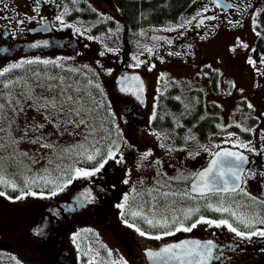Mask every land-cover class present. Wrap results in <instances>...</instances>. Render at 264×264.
<instances>
[{"label":"rangeland","instance_id":"1","mask_svg":"<svg viewBox=\"0 0 264 264\" xmlns=\"http://www.w3.org/2000/svg\"><path fill=\"white\" fill-rule=\"evenodd\" d=\"M203 1L205 0H192L190 6L178 20L163 27L164 30L169 31L181 26L197 12L199 3ZM94 5L107 15L118 16L112 0H97ZM263 5L264 0H250L240 8L238 13L230 15L229 18H223L217 25H205L200 33L184 38L182 44L178 45L175 50L170 49L164 54L158 53L155 58L151 55L147 56L145 53V48L149 44L147 40L142 45V53H139L140 55L137 53L139 55L137 58L135 51L123 50L127 61L136 58L141 65L142 57H146L148 62V64L145 63L137 67L146 76L148 101L141 114L143 124L136 127L125 124L123 116L125 99L115 91L114 81L111 78L115 72V66L129 67L131 64L122 61L121 56L118 58V50L122 49H119L112 37L102 36L99 40L90 35L87 30L84 33L79 28L83 34L81 39L84 47L91 44L90 56L87 58L89 61L82 66L86 67L103 85V90L106 91L119 120L120 133L115 142L118 148L112 147L115 159H108L106 156L107 162L100 171L110 173L111 176V179L105 176L104 183L102 181L106 186V192H109V187L116 190L120 187L119 184H123L115 199L117 201L114 202L116 206L124 203L141 188L140 193H144L142 198L150 195L151 200L149 211L144 212L147 219H166L168 224H171L174 223L175 218L183 222L184 215L189 210L187 209L188 196L184 195L183 190L184 183L198 167L204 164L213 148L226 144L237 145L245 149L243 145H247L248 140L244 138L243 133L232 129L214 132L203 140L191 135L184 140L185 143H177L167 133L155 132L149 126L155 112L158 89L160 87L168 88L175 84L179 88L177 97L180 99L188 96L193 89L202 90L204 112L218 116V127L226 129L231 125H237L240 130L245 132L254 128L250 119L254 117L259 120L264 111V55L254 59L250 58V52L257 37L255 28L257 16ZM107 15L102 20H106ZM149 31L161 30H147L144 40ZM96 45H99L100 49ZM115 47L118 48L114 50L118 52L116 54L112 52V48ZM97 51L100 52L97 53ZM93 53L95 55L97 53L98 60L91 59ZM58 55L59 53H48L45 54V57L54 56L58 57L57 59L62 63L78 64L74 61L75 57L73 56ZM59 61L57 63L60 64ZM108 61H112L110 66H108ZM45 80L46 78L41 72L29 78L23 90L21 104L14 106V109L9 111V137L11 140L1 148L0 152L1 156L3 153H7V156L10 157V159L3 156L1 158L2 164L8 161L2 170L4 176H8L12 172L15 166L14 161L18 162V166L25 170V174L29 177H37L41 171L45 172L43 174H47L50 170L48 167L50 165L49 153L51 149L53 150V145H56L60 150L59 153H54L58 159L66 152V149L71 151L74 146L88 145L96 121H100L94 111V105H91L88 97L75 98L74 91H63V85L52 83V81L47 83ZM68 97H72V101H68ZM191 101L192 99L188 98L187 105ZM53 102L56 105L55 108L51 106ZM45 104L48 106L43 107ZM76 110H79L80 115H76ZM81 118L86 121L85 124L79 123ZM68 121H72V123H68ZM45 144L52 147H43L42 145ZM77 168L92 169L83 166ZM95 177L98 175L95 174ZM88 179L87 177H77L74 183L78 184L88 181ZM25 192H35L37 195H24L21 199H16V197L21 196L22 193L16 196L7 194L0 196V210L5 217L0 221V260H11L18 264H52L55 261V256L49 253V249L42 248L41 245L44 243L37 246L34 244L29 228L32 226L33 221L31 222V220L41 209L39 206H43L46 202H52L57 195L52 196L33 190ZM251 192L256 193L253 189ZM104 203L103 200L102 204ZM233 211L245 217L248 216L246 209L235 208ZM99 223L102 224L94 230L97 232L99 240L107 247L106 256L97 253L89 254L90 260L83 263L78 257L73 239L70 238L73 247L71 252L74 254L75 262L77 264H97L94 261L96 258L98 264H125V262L126 264H140L132 260L133 257L130 253H127L123 245L118 242L120 233L117 227L104 221ZM175 225L180 227V224L175 223ZM77 226L73 229H76ZM159 226L150 225L152 230ZM183 226L188 227L187 225ZM124 227L130 232L132 238L126 236V238H130L128 242H124L125 238H122L124 239L123 244L126 247L134 246V252L140 250L142 246L153 245L154 242L156 244L188 233L199 234L200 231L211 233L219 228H223L225 231L229 230L225 225L216 227L200 223L191 231H176L177 227H175L169 230L173 233L172 235H164V232L156 230L142 236L132 227L128 225ZM48 228L50 229L49 226ZM114 235L117 236L114 237ZM83 243V250H99L98 244L92 238L89 244Z\"/></svg>","mask_w":264,"mask_h":264},{"label":"flooded vegetation","instance_id":"2","mask_svg":"<svg viewBox=\"0 0 264 264\" xmlns=\"http://www.w3.org/2000/svg\"><path fill=\"white\" fill-rule=\"evenodd\" d=\"M74 1L0 0V68L13 60L25 57H42L48 53L77 54L80 58L86 57L89 48L84 47L79 31H77L80 27H76L69 16L70 11L73 10ZM78 1L84 4L86 0ZM230 1L231 7L226 11L213 6L210 0L203 1L199 4V10L195 16L177 29L182 33L183 28L191 24L183 31V34L176 35L169 45L165 39L154 42L148 47V52L156 57L157 52H165L168 48L175 49L182 44L184 38L200 33L205 24L220 23L219 21L223 18L226 19L227 16L238 12L240 7L246 5L250 0ZM211 14L214 17L207 19L203 24H192L197 16ZM61 15L62 19L57 20L56 17ZM127 97L135 105L133 113L139 115L141 108L136 107V101L131 96ZM260 118L261 122L256 126L255 132L251 133L250 138L247 139L246 149H242L248 153L249 161L242 175L241 188L245 193L258 200L261 218H264V111ZM96 175L98 177L91 176L88 181L69 184L52 203L42 206L41 209L38 208L37 215L32 219L31 227L35 232L34 237L41 238L46 233L47 238L41 239L47 240L55 250L56 264H73V261L68 257L70 249L68 235L75 223L83 225L82 223L94 222L93 225L98 228L99 222L103 220L106 212L110 211V208H104L106 202L101 197V193L105 194L106 191V186L102 183L104 175L102 173ZM251 189L256 193L251 192ZM103 200L104 204H102ZM111 212L114 216L115 212L113 210ZM114 222L118 221L114 220ZM111 224L113 223L111 222ZM258 227L264 228V225ZM117 230L121 232L118 241L123 245L125 251L130 253L137 263L149 264L144 258V246L134 252V246L126 247L123 244L132 238L130 232L123 227H118ZM126 236L130 238H126ZM192 236L213 238L216 241L214 255L217 258L211 264H264V237L255 236L245 239L236 236L230 230L225 231L223 228L214 230L211 234L202 231L198 235ZM160 243L162 242L151 247L155 248Z\"/></svg>","mask_w":264,"mask_h":264},{"label":"trees","instance_id":"3","mask_svg":"<svg viewBox=\"0 0 264 264\" xmlns=\"http://www.w3.org/2000/svg\"><path fill=\"white\" fill-rule=\"evenodd\" d=\"M113 2L127 26L126 29H123L125 32L123 38L121 37L122 31L114 34L117 35L118 42L122 47L132 48L135 44L141 42L147 29L157 28L176 21L191 0H113ZM89 11V14H86L93 21L101 19L95 11ZM81 15L83 16L82 13ZM108 26L112 27V25H109V22L101 21V24L96 26L95 30L102 31L108 29ZM256 29L258 36L251 51L253 57L264 54V5L258 14ZM20 65L21 67L15 68L10 66L7 68V71L4 70L0 73V105H3L0 108V152L1 148L6 145L7 136L9 135V122L6 116L9 115V111L14 106L20 105L26 82L38 72L43 73L47 83L52 81V83L61 84L65 81L67 85L64 90L74 91L76 94L75 98L88 97L91 105H94V111L100 121H98L91 142L83 148H74L67 153H63L59 159L55 157L52 160L53 163L51 162L52 164L48 165L50 170H48L47 174H43L45 172L41 171L37 177H29L25 174V170L18 166V162L14 161L15 169L8 176H4L2 175V170L8 161L2 164L1 158L3 156L6 159H10V157L7 156V153H3L2 156L0 155V176L8 182L7 184H0V190L9 196H16L29 190L40 192L55 190L58 188L56 185L66 183L68 176L74 172H69L68 170L75 169L78 165L91 167L96 165L101 160V157L104 158L109 148L112 147L113 141L119 137L120 133L119 127L116 124L115 114L111 109L103 86L88 73L80 69L65 67L55 62L45 64L35 61L31 64L23 63ZM177 92V86H172L159 92L156 116L151 124L154 129L172 134L179 143L193 134L197 138L204 139L211 133L221 131L217 124L218 116L204 113L201 90L194 89L191 91L196 97L188 106H184L182 100L176 97ZM230 129L236 128L230 127ZM96 149L100 150V155L95 160H87L86 155L93 154ZM53 152L54 150L51 149L50 153L52 154ZM44 180L52 181V183L45 184ZM12 184H15L16 187L13 188ZM143 194L138 192L128 200L122 213L124 219L134 222L147 232L156 230L162 232L171 229L174 225L172 223L167 224V226L161 225L157 229L152 230L150 225L145 222V218L147 217L144 215V212L146 210L149 211L151 200L150 195L142 198ZM240 197L243 198V195H240ZM235 201L230 194H223V197L219 194H212L203 200H198L197 198L189 199V205L193 209H199L198 212L192 214L189 220L195 218L200 213L210 217L226 216L227 213L217 212L215 209L206 207V205L213 204L214 206H219L221 202L225 205L234 203ZM134 212H140L142 215L133 216L132 213ZM4 219L0 210V221ZM0 264L18 263L0 260Z\"/></svg>","mask_w":264,"mask_h":264},{"label":"snow or ice","instance_id":"4","mask_svg":"<svg viewBox=\"0 0 264 264\" xmlns=\"http://www.w3.org/2000/svg\"><path fill=\"white\" fill-rule=\"evenodd\" d=\"M65 12H67V9H65ZM63 15V14H62ZM62 15L61 16H57L56 19L57 20H61L62 19ZM212 17H209V19H211ZM22 23V22H20ZM91 38V37H90ZM35 46V45H33ZM101 55H103V53H101ZM35 61H25V63H34ZM45 64L51 63L50 61H42ZM12 67H21L20 64H14L12 65ZM8 69H5V71H7ZM135 79V78H133ZM7 86V85H6ZM128 89H122V91H127ZM63 94V93H62ZM72 97H68L67 100L68 101H72ZM48 105L45 104L43 105V107H47ZM53 108L56 107L55 103L53 102L51 105ZM3 105H0V108H2ZM76 115H80L79 110H76ZM68 123H72V121H68ZM80 124H85L86 121L81 118L79 121ZM40 127H43V125H40ZM36 142V141H34ZM43 147H52L51 145L45 144L42 145ZM113 146L118 148V145L115 144V142H113ZM244 147H247V145H243ZM81 148H83V145L80 146ZM66 152L69 150H65ZM100 155V150L96 149L94 151L93 154H88L86 155V159L89 161L95 160L97 156ZM217 157L223 156V157H232L234 158L235 163L232 164L231 167H229L228 172L230 173V177L226 178L224 176V172L221 171L219 173L220 179L223 181L222 184H219L215 178H213V182L211 187H209L207 181L208 175L210 172H212V168L209 167L208 169H205L204 171L198 172V173H194L192 176V184H191V189L190 192L193 193H199L200 198L204 199L207 198V194L210 191H215V192H228V191H234L236 189V187H238V182L241 180V176H240V170H241V165L243 162H245V157L237 152L234 151H223V152H218L216 153ZM107 158L108 159H115V152L112 150V148H109L108 152H107ZM107 162L106 159H104L103 157H101V162L98 163V166H94L91 170H87V169H83V168H75V169H70L68 170L69 172H73L75 173V175H69L67 178V182L66 184H60V185H56V187L59 188V191H63L64 187L67 186V184H71L72 180L77 178V177H91L94 176L96 173L100 172L101 169L104 167V164ZM213 165L217 164L216 160L212 161ZM44 179V178H41ZM8 182L5 181L3 179L2 176H0V184H7ZM33 183H35V181H33ZM45 184L48 183H52V181L49 180H44ZM232 185L231 189L229 188V185ZM13 188L16 187L15 184L11 185ZM5 195L4 192H0V196ZM24 195H37V193L35 192H22L21 196L16 197V199H21L23 198ZM42 195V194H41ZM50 195L55 196L57 195L56 191H51ZM167 195V194H165ZM184 195H188V193H185ZM193 199H195V197H192ZM117 207L123 208L124 205H117ZM206 207L208 208H212L211 204H207ZM199 209H191V210H187L185 215H184V219L187 220L188 217L190 215H192L194 212H198ZM215 211L217 212H224V213H230V215L232 217H236V219L239 221V223L241 225H243V228L246 229V231L244 230H238V227H234L232 223H229L228 219H221L219 221L216 220H211V219H206L204 216H200L199 219L195 220V222L191 223L190 227H184L183 226V222L180 220H177L174 218V223L176 224H180V227L176 228V231H191L193 228L197 227L198 224L200 223H207L209 225H215L216 227H220L221 225H225L227 226V228L236 234V236L238 237H242L245 239H251L252 237L255 236H259V237H264V228H259V227H255V225L260 224V225H264V218H260V217H256V216H251V217H245L241 214H238L236 211H233L231 208L229 207H224L223 203L221 202V204L219 206H217L215 208ZM133 216H140L142 215V213L140 212H134L132 213ZM145 222L153 227L159 226V225H164L167 226L168 221L165 220H156V219H147L145 218ZM140 235H145V232L141 231L139 228L136 229ZM42 231V230H41ZM173 233L171 231H165L164 235H172ZM79 235V233L75 234L73 237V242L75 243L76 237ZM157 239H159V237H156ZM192 246L189 247L188 246V242H182L181 244H177V245H171L167 248H165L163 251L164 252H169V253H173V249L176 248H182L184 251L182 252L181 255L186 256V257H190L191 259L189 260V264H203L204 261H210L214 258L213 255V243L211 241L205 242L203 244H201L199 241H193L191 242ZM148 255H159L158 253H151L149 252ZM173 255L175 256L176 254L173 253ZM179 258V257H177ZM199 258V259H197ZM126 264V262H125Z\"/></svg>","mask_w":264,"mask_h":264},{"label":"water","instance_id":"5","mask_svg":"<svg viewBox=\"0 0 264 264\" xmlns=\"http://www.w3.org/2000/svg\"><path fill=\"white\" fill-rule=\"evenodd\" d=\"M215 4L223 7L224 9L229 7V3H225L223 0H212ZM205 18H198L196 20V22H203ZM159 36L158 34L152 33L149 35V38H155ZM135 78V79H133ZM116 89L119 92L122 93H130L132 94L134 97H136L140 103L143 105L144 104V99H145V89H144V83L142 78L140 77L139 73L135 72V73H124V74H119L116 77ZM122 89H128L127 91H122ZM223 151H234L237 152L241 155H243L246 159L245 162L242 163L241 165V170H240V176L242 178V173L244 171V167L248 161V155L241 151L238 148H234V147H229V146H220L218 147L213 154L211 155V157L208 159L207 163L205 166H203L202 168L198 169L196 173L204 171L205 169H208L209 167L212 168V172L209 173L208 178H207V183L209 185V187H211L212 182H213V178H215V180L219 183L222 184L223 181L220 179L219 173L221 171L224 172V176L226 178L231 179L230 177V173L228 172L229 167L232 166L233 163H235L234 158H230L227 159L228 157H217L216 153L218 152H223ZM216 160L217 164L213 165L212 161ZM191 184H192V179L189 182L188 185V191L190 192L191 189ZM241 184V180L238 182V187ZM232 185H229V188L231 189ZM238 187H236V189H238ZM235 189V190H236ZM193 193V192H191ZM193 241H199L201 244L211 241L210 239H200L197 237H187V238H181L169 243H165L162 244L161 246H159L157 249H145V253L147 258L149 259V261L151 262V264H189V260L191 259L190 257H186L181 255L182 252L184 251L182 248H176L173 249V253H175L176 255L174 256L173 253H169V252H164L163 250L171 245H177V244H181L182 242H188V246L191 247L192 244L191 242ZM212 242V241H211ZM213 243V242H212ZM214 245V243H213ZM158 253L159 255H148V253ZM179 257V258H177ZM199 259V258H197ZM211 261V260H210ZM210 261H204L203 264H209Z\"/></svg>","mask_w":264,"mask_h":264}]
</instances>
